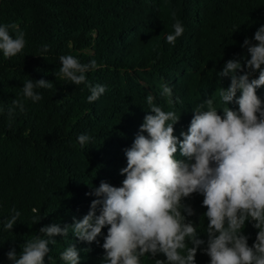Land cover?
<instances>
[{
    "label": "trees",
    "instance_id": "obj_1",
    "mask_svg": "<svg viewBox=\"0 0 264 264\" xmlns=\"http://www.w3.org/2000/svg\"><path fill=\"white\" fill-rule=\"evenodd\" d=\"M176 21L185 31L173 46L165 37ZM9 23L20 25L27 43L15 57L5 59L0 52V264H11L7 252L14 247L19 255L21 245L40 235L41 227L82 219L95 199L86 193L101 181L121 186L124 149L132 146L149 114V94L165 112L181 115L174 125L178 139L204 100L214 98L223 116L218 90H226L230 78L216 73L229 60L250 59L242 44L264 25V0H0V25ZM44 45L50 46L46 53ZM68 54L81 63L95 59L103 65L86 74L92 85L106 86L97 101L88 103L85 84L56 79L58 58ZM27 79H43L53 87L37 89L43 99L25 101V112L17 108L9 118L7 109ZM162 84L172 88L173 100L178 97L180 103L169 105L160 96ZM256 92L264 102V86ZM228 107L238 110L235 103ZM81 134L92 137L84 148L77 141ZM202 201L194 193L184 203L193 208L195 215L188 219L206 240ZM13 207L21 215L5 231L2 222ZM107 231L105 227L97 237L99 244L81 242L71 232L67 238L54 237L57 243L49 245L48 254L52 260L46 256L44 264H64L60 254L70 244L76 246L80 264H102ZM244 234L251 246L257 230L246 222ZM195 260L210 264L200 249ZM141 264L154 261L146 254Z\"/></svg>",
    "mask_w": 264,
    "mask_h": 264
},
{
    "label": "clouds",
    "instance_id": "obj_2",
    "mask_svg": "<svg viewBox=\"0 0 264 264\" xmlns=\"http://www.w3.org/2000/svg\"><path fill=\"white\" fill-rule=\"evenodd\" d=\"M172 28L165 40L174 46L185 28L180 21ZM25 36L18 23L0 25V52L5 59L23 52ZM49 47L42 46V53ZM242 48L250 59L229 60L216 73L220 78H230V86L218 90L223 116L218 114L214 98L204 100L195 107L187 132L182 131V139H178L174 125L181 115L165 112L149 94V114L132 146L124 149L127 166L120 170L125 177L121 186L101 181L99 187H92L86 195L95 199L82 219L73 218V223L64 227H41L40 235L21 245L19 255L14 247L7 252L11 264H44L49 245L57 243L53 238H67L69 232L81 242L99 244L97 237L105 227L102 264H141L146 254L154 264H196L198 249L210 257V264H264V102L256 92L264 86V25L252 39H244ZM58 59L61 67L54 73L56 79L85 84L90 92L88 103L106 92V86L87 81V73L103 67L95 59L81 63L71 54ZM52 87V82L43 79L25 80L21 95L7 109L9 118L17 108L25 112V101L38 103L43 99L37 89ZM160 87V96L169 105L180 103L178 97L173 100L168 84ZM231 103L238 105V110L230 109ZM91 140L87 134L77 137L81 148ZM194 193L203 196L202 207L207 209L203 214L208 221L206 240L188 219L195 212L184 201ZM20 215L13 207L2 222L4 230H12ZM246 222L257 230L251 246L244 234ZM158 255L166 259H156ZM48 259L52 260L50 256ZM60 259L64 264H80L74 244L60 254Z\"/></svg>",
    "mask_w": 264,
    "mask_h": 264
}]
</instances>
